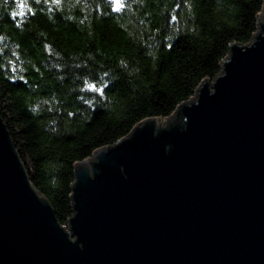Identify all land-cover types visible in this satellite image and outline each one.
<instances>
[{
    "label": "water",
    "instance_id": "obj_1",
    "mask_svg": "<svg viewBox=\"0 0 264 264\" xmlns=\"http://www.w3.org/2000/svg\"><path fill=\"white\" fill-rule=\"evenodd\" d=\"M71 191L65 227L0 117V264H264V6L212 81L75 163Z\"/></svg>",
    "mask_w": 264,
    "mask_h": 264
},
{
    "label": "trees",
    "instance_id": "obj_2",
    "mask_svg": "<svg viewBox=\"0 0 264 264\" xmlns=\"http://www.w3.org/2000/svg\"><path fill=\"white\" fill-rule=\"evenodd\" d=\"M0 0V117L61 226L74 164L165 119L247 44L264 0ZM23 11V15H19Z\"/></svg>",
    "mask_w": 264,
    "mask_h": 264
},
{
    "label": "snow or ice",
    "instance_id": "obj_3",
    "mask_svg": "<svg viewBox=\"0 0 264 264\" xmlns=\"http://www.w3.org/2000/svg\"><path fill=\"white\" fill-rule=\"evenodd\" d=\"M117 3H119V0H117ZM18 7L23 10L24 8V3L23 0H21V2L18 4ZM19 15H23V11H21L20 13H18Z\"/></svg>",
    "mask_w": 264,
    "mask_h": 264
},
{
    "label": "built area",
    "instance_id": "obj_4",
    "mask_svg": "<svg viewBox=\"0 0 264 264\" xmlns=\"http://www.w3.org/2000/svg\"><path fill=\"white\" fill-rule=\"evenodd\" d=\"M193 95H194V94H193ZM193 95H192V96H193ZM188 100H189V99H188Z\"/></svg>",
    "mask_w": 264,
    "mask_h": 264
},
{
    "label": "rangeland",
    "instance_id": "obj_5",
    "mask_svg": "<svg viewBox=\"0 0 264 264\" xmlns=\"http://www.w3.org/2000/svg\"><path fill=\"white\" fill-rule=\"evenodd\" d=\"M67 229V228H66Z\"/></svg>",
    "mask_w": 264,
    "mask_h": 264
}]
</instances>
